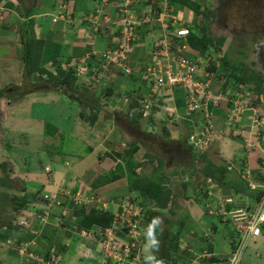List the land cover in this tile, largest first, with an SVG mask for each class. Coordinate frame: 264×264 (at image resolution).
I'll return each instance as SVG.
<instances>
[{"label": "built area", "instance_id": "1", "mask_svg": "<svg viewBox=\"0 0 264 264\" xmlns=\"http://www.w3.org/2000/svg\"><path fill=\"white\" fill-rule=\"evenodd\" d=\"M142 1L145 3L144 8L140 6ZM176 11L170 7L168 0H100L95 10L80 14V19L87 22L93 33L111 31L114 47L96 50L93 46L91 52L71 65L76 67V76L101 82L114 78L115 71H122L125 76L138 74L150 90L148 97L141 100L145 114L159 107L171 116L184 117L176 105H173V109L167 107L168 94H183L187 116L197 113L203 117L189 137L190 145L198 153L206 152L216 141L217 111L225 109V128L222 133L241 141L243 148L238 153L239 158H248L252 152L264 153V94L256 97L243 84L227 85L228 80L218 75L221 65L218 59L221 57L216 60L214 56L200 55L191 49L187 39L192 30ZM52 20L54 23L72 24L78 20V16L69 10L67 4L61 3L58 14L53 15ZM146 28L157 33V39L152 50L146 53L147 58L137 61L134 67L132 53ZM91 61H94L93 65ZM162 97H167V103H163ZM262 164L264 172V159ZM47 168V173H51L52 168ZM240 176L248 181L250 190L257 194V201L252 209L245 206L230 212L226 206L232 199L221 200V207L216 214L222 215L224 222L232 221L239 238L235 250L228 257L229 264H245L244 254L248 246L264 235V181H254L248 166L243 168ZM68 198L75 205H87L91 201L98 204L97 199L90 201L80 191L72 193L67 188H61L57 196L48 193L41 195L36 203L38 210L20 214L15 225L20 227L21 232L33 229L36 221L42 228L50 223L63 227L69 220L70 210L63 205ZM130 199L102 206L104 210H108L111 205L118 207L109 227L95 226L78 230L83 240L96 245V250L90 251L86 257L95 259L94 263L89 264H146L144 241L148 238L149 225L141 209L132 207L134 204ZM62 206L63 215H54V209ZM29 244L23 242L17 247L16 238L0 241L6 251L18 248L21 255L28 256L35 263L58 264L61 260L57 256L45 258L30 253ZM204 256L210 254L206 252L198 258Z\"/></svg>", "mask_w": 264, "mask_h": 264}, {"label": "rangeland", "instance_id": "2", "mask_svg": "<svg viewBox=\"0 0 264 264\" xmlns=\"http://www.w3.org/2000/svg\"><path fill=\"white\" fill-rule=\"evenodd\" d=\"M35 1L37 6H40L42 8L44 7V9L46 10H48V7L51 3V0ZM220 1L221 0H219L218 2L217 0H200L202 10H206L209 18H206L205 15L199 17L197 25L204 27L206 29V32L212 34L213 37L224 39V46L221 48V52L213 50L210 55L214 56L216 60L219 56H226L229 58L232 66L234 67H237L238 63H245L248 67L254 69L256 72L264 74V0H230L231 4H228V6L223 9V14L218 10L217 7V4ZM14 2L17 4L16 1ZM6 4V1L0 4V34L2 33V30L4 28L5 31H8L9 35H12L13 33V39L11 38V42L14 41L15 45L17 43V46H23L21 40L22 34L20 33L22 25L18 26L15 24L16 20L21 19V12L25 8L28 9L29 7L33 6V0H24V3L22 5L24 9H9L7 8ZM58 12H56L55 15H57ZM217 13L221 14V16L219 17ZM178 14L185 19L186 23H188L193 17V15L188 14L186 9H180ZM44 26L45 31L40 34L45 37L49 34L47 30H49L53 26L52 18H47V23L44 24ZM85 38L86 37L84 36L81 37L82 41L85 44L87 39L92 38L89 44L95 46L93 37L88 38L87 36V39ZM107 41H109L108 38L107 40L104 39L102 44H97V46L99 48L103 47V44ZM146 43H148L147 40ZM4 49H6V46ZM20 53L21 51L19 52V54ZM15 54L17 56L16 52ZM11 56H13V54ZM218 61L222 64V61H220L219 59ZM223 77L226 78L224 74ZM115 78L116 77H114L113 80L106 79V83L103 84L102 88L104 89L105 87H107L111 81L117 83L116 81L120 80V78H117L116 80ZM44 80L39 82L40 84L34 85L31 81H28L26 78H24V81L21 85L22 87L20 86L21 89H18L19 87H13L14 85H12L10 87H5L2 90V95H0V230L4 226L6 228V225H8L9 221L15 219V215L18 213L16 211L17 204L15 203V196H25L30 194L31 192H36L41 185H43L44 183L48 184L47 179L51 181V178L53 176L54 178L58 177L56 179L58 180V183L61 184L69 178L70 175L67 174H71L72 170L74 169L82 171L80 172L81 177L78 179V181H82V178H85L93 172L94 173L91 176V179L93 176H99L100 173H104L107 167L113 168L115 166L114 163L116 162V160L113 156V152L116 150L125 151L129 149L131 143L134 141V138H132L131 135L133 134L135 128L132 127L131 129L129 128V125V134L126 133V136L122 135V138H119V142L114 139L115 136L119 137L115 135V133L108 136V140H113V144L116 145L114 149H111L110 143L105 141L104 150H100L101 152H99L98 154L101 156V158H98V155L95 156V154L98 153L96 151L98 144L102 147V139L100 137L97 138V136L99 135V133H103L104 131V128L102 127L103 121H106L109 125H111L112 123L108 121L109 116L107 114L109 113L107 112L113 113L115 109L106 106L104 96L102 99V106L101 108H99L100 110L97 112L95 108L91 110L86 109L89 117L88 119H81L80 113L82 112V110L78 111V109H80V106L78 102L73 100V98L71 100L65 95H52L48 96L49 100L47 98L45 99L48 103L44 104V100L40 102V100L35 99L34 97V92L36 89H41L47 86L51 87L53 85L51 82L47 83ZM91 80L92 79L88 78L76 79L75 89L77 90L81 87H90V89H88L87 91H94L92 90V87L95 85ZM123 86L125 87L124 90L126 92L127 89L130 91L134 84H132L131 81L125 78L123 80ZM58 90L64 91L60 88H58ZM82 90H84V88ZM20 91L21 93H26L25 97L28 96L27 99H24V96L22 97V95H19ZM100 92L101 90L99 88L96 91V94H94V99H96L98 93ZM69 93L71 94L70 96H72L73 93L71 91ZM119 93L121 92L119 91ZM87 95L89 96V94ZM124 99L125 96L123 97V100ZM35 102L37 103L34 104ZM122 102L123 101H121V103ZM92 106L94 107V103L92 104ZM123 107H125L126 109L129 108L126 104H124ZM167 107H170V109L174 108L172 104H168ZM135 112L136 111L131 113L135 114ZM141 121L144 120L140 119L138 120V123H140ZM46 122H49L51 127H54L58 130L55 135L46 134ZM174 130L175 129L171 130L172 135L177 137ZM162 135L164 134L162 133ZM185 135L186 134H184L183 137ZM222 135L223 137L220 139L228 138V141H231L233 145V156H237L238 153L242 150L241 141L235 140L234 138L229 137L224 133H222ZM141 137L146 141L147 136L141 135ZM147 143H149V148L146 150L144 146H142L141 156H145V154L149 152L148 150H150L151 152H153V154H156L162 159L167 160V158L164 157L165 153L169 150L166 144H163V146L159 145L158 141L152 140L151 138L149 142L147 141ZM92 155L94 156L91 157ZM258 155L264 157V153L261 152H252L250 154L252 159H255ZM213 156L222 157L223 155L217 154L216 152L212 151V154H210L209 157ZM89 157H91L93 161L92 164L88 166V164L86 163L88 162ZM83 158H87V160L83 165H81L83 163ZM218 158L220 159V161L223 160L220 157ZM63 159L65 160V162L62 161ZM54 161L57 163L56 165H58V169L60 166L64 167L63 175L57 176V172H54ZM61 161L63 162V165L60 164ZM173 161L178 162V160L176 159H174ZM260 165L263 164L260 163ZM48 166L52 168L51 173H47V171H45V168H47ZM201 166H203V164ZM79 167L80 169H78ZM47 169L51 170L50 168ZM168 169L169 168L166 169L165 167V172H167ZM158 170L159 169H157V171ZM60 172H62V169H60ZM253 177L257 182H263V177L261 175H253ZM155 179H157V176L155 177ZM3 180L5 185H3L2 183ZM207 183L212 184L211 180L207 181ZM73 184L74 182L71 183V185ZM203 185H206L205 182H203ZM238 185L245 193H247L248 195H253L246 182L238 179ZM23 187L27 188V191L24 193L22 192ZM86 189L87 193H90L91 195V200L97 199V203L99 205L105 206V204L112 203V201L108 200L109 196L103 194L101 191L92 190L89 186H87ZM177 189L178 197L175 199V204H178L181 201H184V203L188 201L185 199L189 198L187 195L185 196L186 192L192 194L189 200H195V197L193 195L194 193L192 191H189L188 188H186L185 190L182 183L178 185ZM48 190L49 189L47 186L46 191ZM114 198L119 199L120 201L122 200V197ZM4 199L5 202L3 201ZM114 202L118 204L116 200H114ZM117 209L118 207H116V210ZM19 215L16 217V220ZM200 215L201 222L203 216L204 219L208 218L206 216V212L203 210L198 215V217ZM167 216H170L174 221L177 220V223L180 222V219L177 218L176 215L171 216V214H168ZM198 217L195 216L193 220V227H195V232L199 235H202L204 239L210 240L209 243L213 246V248L215 246L217 248H220L222 254L229 253L232 233L231 235L226 233V230L219 221V217H210V219L212 218L213 223L218 228V230L215 227L209 233L205 232V229L199 225ZM159 221L160 223L158 225H161L163 220L160 219ZM228 227L229 231L232 230L234 232V228L232 227V225H228ZM176 228L177 227H175L174 229L172 228L171 232L175 233ZM18 229V232H14L15 235H18V233L22 231L20 227ZM75 229L78 230L77 228ZM158 231V227L155 226L154 236H158L160 234L158 233ZM162 233H166L168 235L169 231H165ZM193 235L197 236L196 234ZM36 242L37 241H30V244ZM69 243V248L65 252L61 251L57 247V245H55L54 247V251L58 253L59 258L61 257V259H63L62 256L65 257L62 264L69 262V259L71 260L70 264H88L90 261L86 257H84L83 253H81L78 239L72 237ZM2 249L4 252H6L4 248ZM150 251L147 249V253L149 255H152L153 249L151 248ZM3 256L4 258L6 257L5 260H3ZM0 260L2 261H0V264L24 263L23 259L19 255L12 254L11 252H6L3 255L1 250ZM244 262L245 264H264V236L259 238L257 242H252L248 246V249L244 254Z\"/></svg>", "mask_w": 264, "mask_h": 264}, {"label": "crops", "instance_id": "3", "mask_svg": "<svg viewBox=\"0 0 264 264\" xmlns=\"http://www.w3.org/2000/svg\"><path fill=\"white\" fill-rule=\"evenodd\" d=\"M24 2V0H23ZM100 0H83L82 4H80L79 0H51V3L48 7V10L44 9V7L37 6L36 1L33 0V6L29 7L28 10H31V15L29 16L28 19H32L34 21V31L35 34L38 38L40 39H45L46 44L43 49V59H42V65L44 68L54 71V65L52 64L55 59H58L62 62V66L64 69H68L72 67V64H75L78 62L79 59L85 57L88 53L86 51L85 54H80L82 50H92L93 45H90V39H87L89 37L93 36V33L90 31V29L85 25L81 23H73V24H66L64 22H59V23H54L52 20L53 26L47 30L49 33L47 36H42L40 33L44 32V24L47 23V18H52L53 15L58 12L60 4L64 3L69 6V10H73L74 14L79 16L81 13L85 14L87 12H92L95 10L99 4ZM113 4V2H111ZM143 8L145 7L144 1H142L141 5ZM22 8V7H21ZM27 8H25L22 12H26ZM21 12V19H18V26L22 25L23 21L26 20L27 18L23 15ZM51 20V19H50ZM17 21V20H16ZM42 21V22H40ZM16 25V24H15ZM6 27V26H5ZM157 33H152L151 31L147 30V41H145V46L142 44L137 45V50H135V56L132 58V65L136 67L137 61H141L143 58V52L147 51L149 52L151 47L154 45ZM50 36V39H49ZM86 37V44L82 41L81 37ZM0 90H3L5 87H10L14 85L13 87H19L22 85L24 81V65H23V54H24V49L23 46H17V43L15 45L14 41L11 42V38L13 39V33L12 35H9L8 31H5L4 28L2 30V33L0 34ZM61 37V39H60ZM52 38V39H51ZM107 38L109 41L103 44V47H98L97 44H102L103 40ZM60 40H63L61 42ZM95 49L96 50H106L109 49V47L114 43L113 42V35L111 34V31H107L103 33L101 36L97 37L95 39ZM102 41V42H101ZM13 45V46H12ZM6 46V49H4ZM142 47H145L142 48ZM15 49V51H14ZM21 53L19 54V52ZM17 53V56L15 54ZM13 54V56H11ZM73 57L72 61L69 63L67 61L68 58ZM92 64H94V61H91ZM70 65V66H69ZM118 71H115V80L120 78V80H117L115 83L114 81H111L110 84L113 85L116 88V95L112 97H107L104 94V89L102 88L103 84L106 83V81L102 82H96L94 81V85L92 87V90L94 91H88L87 89H90V87H81L78 88L77 90L75 89L76 85L73 88H70L71 92L73 93L72 96L69 93L70 91L67 90V92H62L61 90H58V88L54 87L53 85L43 87L41 89H36L34 92V97L35 99L44 100V104L48 103L46 102V98L48 99V96H60V95H65L67 98L71 99L73 98L74 101L78 102L80 109L78 111H86V109L91 110L92 109V104L94 103V108L98 112L102 106V99L105 96V104L107 107H112L115 109L113 113L107 112L109 116L108 121H110L112 124L109 125L106 121H103V133H99L97 136L102 139V147L98 144L96 151L98 153L95 154L97 156L99 152L104 150V143L107 141L111 145V149H114L116 145H114V141L108 140V136L111 134H114L119 136L114 139H116L117 142H119V138H122V135H125L126 133L129 134L128 132V126L130 125L129 128L132 129L134 127V132L131 135L132 138H134L133 142H136V147L137 149L133 152V157L134 161L136 164H138L137 172H140L138 170L141 169V173H144L147 175V177H150L151 179L155 180L156 176H160V178L163 179L164 184L169 187L173 193V196L175 199L178 197V185L182 183L184 186L185 190L188 188L190 191L194 193V197L197 199L195 200H189L184 203V201L179 202L178 204H175L172 209L176 211V216L177 218L180 219V222L177 223V220L175 221V224L177 227L175 229V232L179 231L180 232V243H181V248L183 251L182 253V261L180 264H194L197 263L196 258L198 256H201V254L210 253L213 254L214 256H227L231 253L232 251V242L234 241V232L231 230L229 231L228 224L229 223H223L225 224L224 229L226 230V233L230 234L232 233V240H231V247L229 253L222 254L220 248H217L216 246L213 248V246L209 243L210 240L204 239L202 235H199L195 232V227H193V220L194 217L197 216L203 211L206 212V216L208 217L207 219H204L202 217V222L200 221L201 215L198 217L199 219V225L204 228L205 232L209 233L212 231L213 228L216 226L213 223L212 218L214 215L210 214L211 210H219L221 200L223 198H231L232 199V204H228L226 208L229 211H235L240 209L241 207L249 206L250 209L255 207L256 201H257V194L253 195H248L245 193L240 186L238 185V179L241 178V171L243 170L244 167L248 166V169L252 171V174L255 176H262L264 178V172L262 170V166L260 165V161L264 159L263 156H257L255 159H252L251 156L249 155L248 158L247 156H244V159L242 160L239 158V156H233V145L231 141H228V138L220 139L223 137L222 135V130L225 128V114L226 110H218L217 111V117L215 119V125H216V141L212 144L211 148L207 153L201 154V153H196L192 149V147L189 144V135L196 129V127L200 124L201 122V116L200 114H194L192 117L187 116V113L184 111L185 110V105H183V108H178L179 113L184 116V117H175L171 116V114L165 112H159V111H150L145 114V110L142 111L140 109V112H144L143 114L145 115V118H141L144 121H141L140 123L133 124L130 120V118H134L136 112H138V108H133L132 103H133V98L134 96H144L148 95L149 93V86L145 84L144 82L141 81L140 76L137 75L134 77V75L131 76H122L120 77L117 75ZM128 79L129 81L134 84V86L130 89V91L127 89L125 92L124 86H123V80ZM110 80H113L110 79ZM45 82L46 79L44 80ZM48 83V82H47ZM40 84V83H38ZM22 87V86H21ZM100 88L101 92L98 93V96L96 99H94V94H96V91ZM51 88H56V89H51ZM84 88V90H82ZM19 89H21L19 87ZM61 89V88H60ZM145 90V91H144ZM119 91L121 93H119ZM133 91H135L133 93ZM125 92V93H122ZM147 92V93H146ZM58 93V94H57ZM55 94V95H54ZM89 94V96L87 95ZM181 94V93H180ZM19 95H22V97L26 95V93H19ZM125 96V99L123 100V97ZM168 101L169 104L172 106L177 105V100L174 97V95H169L168 94ZM182 96V94H181ZM28 97V96H27ZM25 97L24 99H27ZM131 100H130V98ZM49 100V99H48ZM121 101H123L121 103ZM38 102V101H37ZM35 102L34 104H36ZM126 104L129 108L123 107L124 104ZM185 104V103H184ZM93 108V109H94ZM87 110V111H88ZM135 112V114L131 112ZM87 113V112H86ZM147 117V119H146ZM81 118V117H80ZM82 119V118H81ZM143 123V124H142ZM145 123V125H144ZM80 124V123H79ZM163 125L166 126V128L169 130V132L173 129L176 132L177 137L172 135V131L169 137H164L162 133L164 132ZM81 126V125H80ZM185 127V128H184ZM187 127V128H186ZM121 131V132H120ZM182 134V135H181ZM186 134L184 137L183 135ZM101 135V136H100ZM141 135L147 136V139L145 141L144 138L141 137ZM126 136V135H125ZM129 136V135H128ZM150 138L152 140L158 141L159 145L166 144L168 146V152L165 153L164 157L167 158V160L163 159L162 165H160L158 159H162L160 156L154 154L153 156H156V158L152 161L147 154L151 152L148 150L147 154L145 156H141L142 152V146L147 150L149 148V142ZM240 141V140H238ZM132 142V143H133ZM126 143V142H125ZM124 143V144H125ZM242 144V143H241ZM158 145V146H159ZM129 148V147H128ZM243 148V147H242ZM101 150V151H100ZM128 150V149H127ZM113 151V150H112ZM213 152H216L217 154L223 155L218 156L222 158L223 160L220 161V159L217 156L209 157L210 154ZM114 152H122V151H114ZM113 152V154H115ZM206 154V157L204 158V155ZM92 155L91 157H93ZM114 156V155H113ZM89 157L88 166L92 164L93 159ZM98 158H101L100 155L97 156ZM218 159H216V158ZM95 158V157H94ZM174 159L178 160V162L173 161ZM87 158H83L82 164L85 163ZM218 160V161H217ZM246 160V162H245ZM65 162V160H62ZM60 162L61 165H63V162ZM101 161V159H100ZM167 161V162H166ZM208 162H212L215 166H224L226 168V179L223 183H218L216 180L212 178H206L204 175V172L206 171V166ZM54 161V172H57L58 175H63L64 167L60 166L58 169V165ZM116 164V162L114 163ZM203 164V166L201 165ZM166 167L169 168L167 172H165L164 168ZM60 169H62V172H60ZM80 169V167L78 168ZM110 168H106L105 171H109ZM157 169H159L157 173ZM79 171V172H78ZM104 171V172H105ZM152 171V172H151ZM81 170H72L69 178L64 181L65 184H69L70 186L74 187V189L81 191L83 194H87V189L86 187L89 186L90 188L93 187V183L96 181V179L102 175L100 173L99 176L92 177L93 173L89 174L85 178H82V181H78V179L81 177ZM171 172V174H170ZM74 176H76L75 179ZM239 177V178H238ZM58 177L54 176L51 178L52 180L50 181L47 179L48 184L44 183V191L46 190L48 186V191L46 192H55L58 190V180L56 179ZM66 178V177H65ZM211 180L212 184L207 183V181ZM244 181V180H243ZM71 185V183H73ZM203 182H205L206 185H203ZM245 182V181H244ZM239 186H237V185ZM208 186V187H206ZM106 187V188H105ZM92 189V188H91ZM93 190H99L103 194H106L109 196V200H116L114 197H122L128 194H131L128 191V186H127V180L121 179L117 182H114L113 184L106 185L103 188H98L95 189L93 187ZM133 195V194H132ZM187 195V192H186ZM185 195V196H186ZM112 197V198H110ZM149 206L153 208L154 203L149 202ZM38 209V206H36L33 211L34 212ZM63 212V208L60 209H54L53 214L54 215H60ZM210 214V215H209ZM70 226H67L66 228H59L55 224H48L45 227H41L39 223H35V229H31L30 232L33 233L36 237L35 240H37V236L41 234L39 237L40 239L37 240L36 243L29 244L28 247L32 248L33 251L35 252H46L49 248V246H52V244L57 245V247L65 252L69 248V242L72 237H75L78 239V244L81 253L83 255L88 254L90 251L94 252L93 250H96V245L92 241H87L83 240L79 234L78 230V224H77V219L74 216H72L69 220ZM231 224V223H230ZM232 227L234 228L233 224H231ZM230 226V225H229ZM75 227V228H74ZM189 228V231H188ZM217 228V227H216ZM44 230V232H43ZM218 230V228H217ZM235 231V228H234ZM71 233V234H70ZM193 234H196L197 236H194ZM210 239V238H209ZM66 248V249H65ZM212 250H211V249ZM151 248H148L150 251ZM1 252L3 255L6 253L3 251L2 248H0ZM7 252H11L7 251ZM151 253V251H150ZM152 256H154V252H152ZM12 254H16L13 252ZM144 254L145 258L149 256L147 253L146 247L144 248ZM17 255V254H16ZM2 257V256H1ZM181 257V256H180ZM2 259V258H1ZM6 257L3 260H5ZM82 259V258H81ZM205 260V259H204ZM1 261V260H0ZM71 261V260H70ZM69 262H66L65 264H70ZM93 262L95 260H92ZM202 261V260H201ZM2 262V261H1ZM72 263V262H71ZM18 264V263H16ZM217 264V263H213Z\"/></svg>", "mask_w": 264, "mask_h": 264}, {"label": "trees", "instance_id": "4", "mask_svg": "<svg viewBox=\"0 0 264 264\" xmlns=\"http://www.w3.org/2000/svg\"><path fill=\"white\" fill-rule=\"evenodd\" d=\"M4 1L7 2V8L9 9H19L23 5V0H0V4ZM16 1L17 4L14 2ZM83 0H79L80 4H82ZM170 7L174 8L176 13L179 12L180 9H186L188 14L193 15V17L190 19L188 23H186L187 26H190L192 32L190 36L187 39V42L189 43L191 49L199 54H211L213 50H217L218 52H221V48L224 46V39L223 38H216L213 37L212 34H209L206 32V29L204 27H201L197 25L199 17L205 15L206 18H209L207 15L206 10H202V5L200 3V0H168ZM24 9V7H22ZM23 15L27 18L22 23V28L20 30L21 40L23 44L24 54H23V65H24V77L31 81L32 84L36 85L42 80L46 79L47 82H51L54 87L61 88L65 92L67 90H70V88H73L76 85V67H70L68 69H64L62 66V62L58 59H55L53 61V65L55 70L50 71L42 65V59H43V49L46 44V40L40 39L36 36L34 31V21L32 19H28L31 15V10H26V12H22ZM90 12H87L85 14H89ZM82 14V13H81ZM82 16H78V20L76 23L85 24L88 28L89 25L85 20L80 19ZM193 20V24H192ZM19 21H16V25H18ZM62 23V22H61ZM73 24V23H72ZM158 29L161 30V28L158 27ZM147 30L150 31L148 28L144 29V31L141 34V39L139 44H142L145 46V41L147 40ZM157 30L160 34L161 31ZM92 32V31H91ZM93 33V32H92ZM104 31L100 30L97 33H93L94 42L95 39L99 36H101ZM158 35V34H157ZM156 35V36H157ZM50 39V36H49ZM52 39V38H51ZM61 39V37H60ZM92 38L90 39V41ZM63 42V40H60ZM95 44V43H94ZM113 44L109 48H113ZM137 47V46H136ZM145 49V47H142ZM135 50L134 49L132 53V57L135 56ZM152 50V47L150 51ZM87 51L91 52V50H82L80 54H85ZM149 51V52H150ZM147 51V53H149ZM144 58H147L146 51L142 53ZM221 54V53H220ZM73 57H70L67 59L69 63L72 61ZM220 61H222L221 67L218 70L219 76H226L228 83L227 85H233L237 86L239 84H243L246 87L249 88L251 92L256 97H259L260 95L264 94V74L260 72H256L254 69L248 67L245 63H238L237 67L232 66L230 60L228 57L223 56L221 57ZM91 65L92 62H90ZM215 70L216 68H212ZM136 73H133L132 75H135ZM117 75L120 77L124 76L125 74L122 71H118ZM131 75V77H132ZM226 85V86H227ZM225 86V87H226ZM20 87V86H19ZM19 89V88H18ZM88 90V89H87ZM135 91H133L134 93ZM0 95H2L3 91H0ZM88 93V91H87ZM104 94L107 97H112L116 95V88L109 84L107 87L104 88ZM148 97V95L144 96H134L132 107L138 108V112H136L135 117L132 119L129 117V120L136 124L138 120L141 118H145L144 112H140V109H142L143 105L141 104V100ZM170 97V96H168ZM174 97L177 100L178 108H183L184 105V96L182 94L177 92L174 94ZM130 98V97H129ZM166 98L162 99L164 100L163 103L165 104ZM131 100V98H130ZM258 100V98H257ZM256 100V101H257ZM260 102L259 100L257 101ZM94 107H92L93 109ZM153 111H159L163 112V110L159 107L152 108ZM149 112V111H148ZM82 119H88L89 115L86 113V111H82L81 113ZM197 113H190L189 116H193ZM96 116V115H95ZM188 116V117H189ZM201 120L203 119L202 114H200ZM46 134L47 135H55L58 130L54 127H51L49 122H46ZM103 127V125H102ZM163 134L164 137H169L171 131L166 128L165 125H163ZM136 142L131 143L130 148L128 150L122 151V152H114V157L116 160V164L113 168H111L109 171L104 172L102 175H100L96 181L93 183V187L95 189L104 187L106 185L113 184L114 182H117L121 179L127 180V186L128 191L131 194L122 196V200H128V198H131L133 204L132 207L138 206L141 209V214L150 222L153 223L154 220H160L162 219L161 225H156L158 227V233H160L158 236H155V238L159 241V247L158 249L153 248L154 256L157 260H162L163 264H180L182 261V253L184 250L181 248L180 243V232L177 231L175 233L171 232L172 228L174 226H177L175 224V221L171 219L170 216H167L168 214L176 215V212L172 209L174 202V196L169 187H167L163 179L160 178V176H157V179L153 180L150 177H147L144 173L137 172V168L141 167L138 166V164L135 163L133 152L137 149ZM148 157L153 161L156 156H153L154 154H147ZM206 157V154L204 155V158ZM163 159H158L160 165H162ZM262 163V160L260 161ZM159 171H157L158 173ZM204 175L206 178H212L216 180L218 183H223L226 179V168L224 166H215L212 164V162H208L206 166V171L204 172ZM264 181V178H262ZM3 185H5L4 180L2 181ZM93 187L92 190H93ZM27 188L23 187L22 192H26ZM47 194L46 190L44 191V185H41L39 189H37L36 192H31L28 195L23 196H15V203L17 204L16 211L19 215L23 210L26 209H33L35 208V204L38 201V198L41 197V195ZM133 194V195H132ZM133 196V197H132ZM5 202V199L3 200ZM149 202L154 203L153 208L149 206ZM172 203V204H170ZM33 207V209L31 208ZM101 205L94 204L89 210H79L76 212V215L79 217V224L86 228L91 229L95 226L107 228L111 225L112 221L114 220V214L108 211H104L101 207ZM38 210V209H37ZM227 211H229L226 208ZM40 211V210H39ZM15 215V219H12L9 221L8 225L2 227L0 230V241L6 242L9 238H16L17 239V245L20 246L23 242H30L32 240H35V235L31 233L30 231H24L19 232L18 235H15V231L18 232V225H15L16 217L18 215ZM219 221L222 224L223 227H225V223L223 221L222 215H218ZM38 224L39 221H36ZM6 229V230H4ZM35 229V225L33 227ZM4 230V231H3ZM36 230V229H35ZM169 231V234L162 232ZM235 233V231H234ZM14 235V236H13ZM238 234L235 233L234 241L232 242V251L235 250L239 238H237ZM37 240L40 239L39 235L37 236ZM88 241V240H87ZM1 246V245H0ZM32 249V248H31ZM66 249V248H65ZM211 249V248H210ZM212 250V249H211ZM231 251V252H232ZM210 254V253H209ZM49 255H52L51 250L46 253V256L48 258ZM203 255V254H201ZM181 256V257H180ZM229 256H222V257H216L213 254H210V256L206 257L204 256L203 259H200L199 261H196L197 263L194 264H213V263H229ZM205 259V260H204ZM202 260V261H201ZM146 263L149 264V262L146 260Z\"/></svg>", "mask_w": 264, "mask_h": 264}, {"label": "clouds", "instance_id": "5", "mask_svg": "<svg viewBox=\"0 0 264 264\" xmlns=\"http://www.w3.org/2000/svg\"><path fill=\"white\" fill-rule=\"evenodd\" d=\"M179 13V12H178ZM208 54V53H207ZM200 55H203V54H200ZM204 55H206V54H204ZM208 55H210V54H208ZM222 57V56H221ZM220 67H221V65H220ZM220 69V68H219ZM189 118V117H188ZM192 133H193V131H192ZM191 133V134H192ZM190 134V135H191ZM190 135H189V137H190ZM189 137H188V139H189ZM190 144V143H189ZM191 146V145H190ZM192 147V146H191ZM211 148V147H210ZM209 148V149H210ZM193 149V148H192ZM209 149L206 151V152H204V153H207L208 151H209ZM194 150V149H193ZM194 152H196V151H194ZM196 153H198V152H196ZM204 153H201V154H204ZM262 166V165H261ZM50 167V166H49ZM141 170V169H140ZM140 170H138V171H140ZM46 171V170H45ZM140 173V172H139ZM251 175H252V178H253V180L254 181H256L255 179H254V177H253V174H252V171H251ZM49 176V175H48ZM76 178V176H74V178H72V179H75ZM239 178V177H238ZM240 179V178H239ZM242 180H244V179H242ZM246 183H247V185H248V181H246V180H244ZM257 182V181H256ZM61 188H67L69 191H71L72 193H76V192H78L79 190H75L74 189V187H72V186H70L69 184L67 185V184H65L64 182L63 183H61V184H59L58 185V190L57 191H55V192H52V193H50V192H46V193H48V194H53L54 196H57L58 195V192H59V190L61 189ZM189 191H190V189H189ZM81 192V191H80ZM251 192H253V191H251ZM82 193V192H81ZM254 193V192H253ZM255 194V193H254ZM82 195L84 196V197H87V199H89V200H91V195H90V193H87V194H83L82 193ZM186 195V194H185ZM191 195L192 194H189L188 192H187V196L189 197L188 199L187 198H185L186 200H188L189 201V199L191 198ZM194 195V194H193ZM197 197V196H196ZM195 197V199H197ZM70 199L68 198V199H65L64 200V202H63V205L64 206H68V208H69V220H70V218L72 217V216H74L75 215V217H76V219H77V224H78V230L79 229H81V228H84V227H82L80 224H79V217L76 215V212L77 211H79V210H82V209H85V210H89L92 206H94V204L95 203H88L87 205H75L73 202H71V201H69ZM109 200V199H108ZM174 202H176V200H175V197H174ZM109 201H112V202H114V200H109ZM120 200L119 199H116V202H119ZM193 201V200H192ZM170 204H172V203H170ZM229 204H232V203H229ZM175 205V203H173V206ZM228 205V204H227ZM35 207L37 206L36 204L34 205ZM99 207H101L103 210H104V208L102 207V205L101 206H99ZM221 207V206H220ZM31 208H33L32 206H31ZM61 208H63V206L61 207ZM64 209V208H63ZM220 209V208H219ZM32 210L31 209H26V210H23L20 214H22V213H24V212H31ZM104 211H108V212H111V213H113V214H115V211H116V207H114V205H111L110 206V208L108 209V210H104ZM218 210H211L210 211V214H212V215H214V216H218V214H216V212H217ZM230 212H233V211H230ZM31 213H34V212H31ZM62 214V213H61ZM209 214V215H210ZM63 215V214H62ZM145 218V217H144ZM69 220L67 221V223L63 226V227H59V228H66L67 226H70V222H69ZM145 220H146V222H147V224L149 225V228H148V238L147 239H145V241H144V248L146 247V249H148V248H155V249H158V247H159V241L155 238V236H154V228H155V226L157 225V224H159L160 223V221L157 219V220H154L153 221V223L152 222H150V221H148L146 218H145ZM225 223H229L228 225H231V224H233L232 223V221L231 220H228V221H226ZM231 223V224H230ZM234 226V225H233ZM234 228H235V226H234ZM43 232H44V230H43ZM237 231H236V229H235V233H236ZM41 234H39V236H40ZM264 236V235H263ZM262 236V237H263ZM237 238H238V236H237ZM261 238V237H260ZM37 241V240H36ZM258 241V240H257ZM257 241H255V242H257ZM252 243V242H251ZM250 243V244H251ZM17 247H18V245H16ZM54 247H55V244H52V246H50L49 248H48V250L46 251V252H35V251H33L31 248H29V252L30 253H35V254H38V255H41V256H44L45 258H48L47 256H46V253L48 252V251H50L51 250V252H52V255H49V257H51V256H57V257H59V255H58V253L57 252H55L54 251ZM0 248H3L2 246H0ZM248 249V248H247ZM6 251V250H5ZM8 251H10V250H8ZM94 251V250H93ZM7 252V251H6ZM13 252H15L17 255H19L22 259H23V264H45V263H35V262H33V261H31V259L28 257V256H26V255H21L20 254V252L18 251V248H14V249H12L11 250V253H13ZM233 252V251H232ZM232 252L229 254V255H227V256H230L231 254H232ZM87 255L88 254H86V255H84V257H87ZM145 255V254H144ZM204 255V254H203ZM199 257V256H198ZM196 258V260L197 261H199L200 259H203V257L202 258ZM218 257H221V256H218ZM62 258L63 259H61L58 263H60V264H62L63 262H64V258L65 257H63L62 256ZM90 262L89 263H94L92 260H95V259H91V258H89L88 259ZM146 260L149 262V264H163V261L162 260H157L156 258H155V256H152V255H149V256H147L146 257ZM69 261H70V259H69ZM88 263V264H89ZM245 263V262H244ZM21 264V263H20ZM147 264V263H146ZM229 264V263H228Z\"/></svg>", "mask_w": 264, "mask_h": 264}, {"label": "flooded vegetation", "instance_id": "6", "mask_svg": "<svg viewBox=\"0 0 264 264\" xmlns=\"http://www.w3.org/2000/svg\"><path fill=\"white\" fill-rule=\"evenodd\" d=\"M219 0H217L218 2ZM228 4H231V1L230 0H221L218 4H217V7H218V10L223 14V9H225ZM218 16L220 17L221 14L217 13Z\"/></svg>", "mask_w": 264, "mask_h": 264}]
</instances>
